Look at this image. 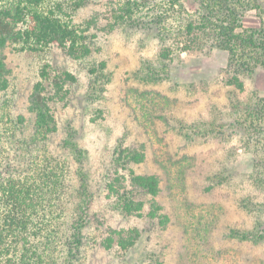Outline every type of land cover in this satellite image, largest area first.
<instances>
[{
    "label": "rangeland",
    "instance_id": "obj_1",
    "mask_svg": "<svg viewBox=\"0 0 264 264\" xmlns=\"http://www.w3.org/2000/svg\"><path fill=\"white\" fill-rule=\"evenodd\" d=\"M115 1L89 0L75 18L77 24L98 19L86 61L70 58L58 46L32 53L10 45L5 51L8 85L0 89V114L5 108L31 121L29 98L43 69L54 76L70 72L76 78L59 94L48 87V94L58 125L52 145L57 148L73 135L88 154L85 166L95 192L91 214L96 218L88 233L85 264H146L157 256L164 264H264L263 244L228 237L232 229L253 230L264 220V192L248 178L253 157L242 149L236 123L225 134L207 133L210 123L228 122L232 99L245 101L255 93L264 98V70L258 68L245 79L240 92L226 83V51H193L162 62L155 29L108 30ZM259 25L256 13L249 11L244 26ZM102 62L112 81L95 86L88 68ZM4 142L13 153L7 138ZM121 144H144L146 160L133 168L161 181L158 196L144 198L142 215L122 213L105 189ZM154 205L168 216L166 226L148 217ZM134 228L141 231V239L123 257L116 249L96 244L110 229Z\"/></svg>",
    "mask_w": 264,
    "mask_h": 264
},
{
    "label": "trees",
    "instance_id": "obj_2",
    "mask_svg": "<svg viewBox=\"0 0 264 264\" xmlns=\"http://www.w3.org/2000/svg\"><path fill=\"white\" fill-rule=\"evenodd\" d=\"M88 1L0 0V89L8 85L5 51L12 44L20 52L32 53L58 46L74 60H88L98 19L75 21ZM112 5L108 30L155 29L162 62L193 51H226V83L240 92L245 90V79L258 68L264 70V0H116ZM249 11L256 13L259 28L244 26ZM152 68L147 70L159 74ZM88 70L95 86L111 83L105 62L91 64ZM39 76L29 98V123L5 108L0 114V264H85L88 233L96 218L91 214L95 192L85 166L88 154L73 135L57 148L52 145L58 125L48 94V87L59 94L77 80L70 72L54 76L46 69ZM227 115L228 122L210 123L207 133L225 134L236 123L242 132L241 147L253 157L248 178L264 192V98L257 93L245 101L236 97ZM5 138L13 153L5 148ZM145 150L144 144H121L107 175L105 189L127 215H142L144 198L156 197L161 190L158 176L138 174L133 168L146 160ZM242 203L249 208L247 199ZM160 210L154 205L148 217L166 226L169 218ZM141 236L138 228L110 229L96 244L116 249L123 257ZM228 237L264 245V220L253 230L232 229ZM146 264L164 262L157 256Z\"/></svg>",
    "mask_w": 264,
    "mask_h": 264
}]
</instances>
